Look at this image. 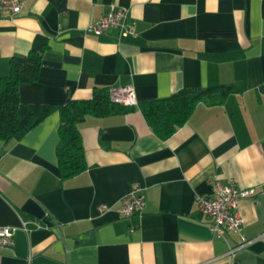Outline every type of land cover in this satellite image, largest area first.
I'll use <instances>...</instances> for the list:
<instances>
[{"label":"crops","instance_id":"1","mask_svg":"<svg viewBox=\"0 0 264 264\" xmlns=\"http://www.w3.org/2000/svg\"><path fill=\"white\" fill-rule=\"evenodd\" d=\"M65 7L59 13L47 0H27L18 15L0 17V77L12 58L40 57L38 80L19 87L21 104L61 106L127 86L138 103L217 85L241 92L220 105L197 104L165 141L137 109L85 118L87 169L65 181L56 111L19 140L0 141V227L13 229L0 264H264V0H66ZM111 7L127 10L135 36L85 32ZM214 181L256 192L257 203L238 204L249 243L234 260L195 205ZM133 185L144 210L121 218L114 210ZM101 205L111 209L98 212ZM226 241L239 243L232 234Z\"/></svg>","mask_w":264,"mask_h":264},{"label":"trees","instance_id":"2","mask_svg":"<svg viewBox=\"0 0 264 264\" xmlns=\"http://www.w3.org/2000/svg\"><path fill=\"white\" fill-rule=\"evenodd\" d=\"M47 1L57 12L65 11L66 0ZM40 67V57L37 55L12 58L8 75L0 77V141L19 140L56 111L59 116V146L56 149V157L62 181L71 179L87 169L79 132V126L87 117L124 115L137 109L152 133L159 140L165 141L187 122L197 104L220 105L229 95L241 92L240 88L234 85L184 89L164 99L141 102L136 107H125L111 101L108 91L95 90L90 100H68L61 106L21 104L19 87L35 83ZM260 89L264 92V86Z\"/></svg>","mask_w":264,"mask_h":264},{"label":"built area","instance_id":"3","mask_svg":"<svg viewBox=\"0 0 264 264\" xmlns=\"http://www.w3.org/2000/svg\"><path fill=\"white\" fill-rule=\"evenodd\" d=\"M27 0H0V17L8 19L18 15ZM109 30L117 33L118 39L135 36L133 25L129 22L126 9L109 8L105 14L92 22L85 30L87 34L100 36ZM109 99L125 107H136L138 105L134 89L130 86L116 90L108 91ZM242 199H249L257 203L256 192L254 189H240L234 182L224 185L214 181L211 186L209 196L198 195L195 197L197 212L209 220V232L218 239L224 240L227 245L226 255L232 260L235 258V252L248 245V241L243 235V219L239 214L238 204ZM145 207L144 198L139 194V188L136 185L131 186L127 195H125L115 208V213L121 218L131 217L142 214ZM111 209L106 205L97 208L98 212H105ZM27 222H21L20 229L29 232ZM36 228L39 226L34 223ZM12 232L10 227H0V249L9 247L12 244ZM232 234L238 237L239 243L230 246L226 241V235ZM261 238L264 239V231Z\"/></svg>","mask_w":264,"mask_h":264}]
</instances>
